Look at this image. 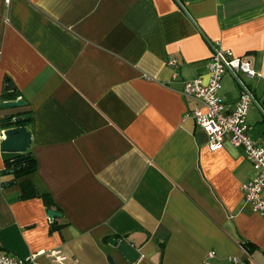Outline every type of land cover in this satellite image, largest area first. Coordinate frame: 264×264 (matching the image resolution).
<instances>
[{
	"label": "crops",
	"instance_id": "0c3cea01",
	"mask_svg": "<svg viewBox=\"0 0 264 264\" xmlns=\"http://www.w3.org/2000/svg\"><path fill=\"white\" fill-rule=\"evenodd\" d=\"M179 2L0 0L1 253L38 254L36 264H57L40 254L55 250L66 264H264V218L242 189L253 166L229 139L210 150L189 116L200 104L181 93L185 81L207 82L217 42L250 60L260 107L247 122L264 146V0ZM7 81L25 107L4 108ZM240 92L227 72L221 95L233 107ZM16 112L31 114L30 179L61 214L53 222L42 198L22 200L21 180L3 174L14 155L1 122ZM112 237L141 258L126 261Z\"/></svg>",
	"mask_w": 264,
	"mask_h": 264
},
{
	"label": "built area",
	"instance_id": "2783aa9c",
	"mask_svg": "<svg viewBox=\"0 0 264 264\" xmlns=\"http://www.w3.org/2000/svg\"><path fill=\"white\" fill-rule=\"evenodd\" d=\"M212 48L207 82L202 79L185 81L181 93L184 97L191 98L200 104L189 113V116L194 119L200 129L206 132L211 151L219 150L227 139L234 146L245 151L255 176L242 186L244 198L246 203L264 218V146L253 141L247 122L250 107L254 104L259 106V104L251 86L239 79L240 74L253 79L257 72L253 69L250 60L236 57L233 52L224 49L220 43L213 44ZM169 64L176 67L177 60L171 59ZM227 72L238 79L241 89L239 100L233 107L220 93L223 77ZM40 254H48L57 264L67 262V257L60 250ZM38 256L37 254L20 258L0 252V264H36ZM231 261L233 264H256L249 257L246 259L234 257Z\"/></svg>",
	"mask_w": 264,
	"mask_h": 264
},
{
	"label": "trees",
	"instance_id": "16d2710c",
	"mask_svg": "<svg viewBox=\"0 0 264 264\" xmlns=\"http://www.w3.org/2000/svg\"><path fill=\"white\" fill-rule=\"evenodd\" d=\"M7 85H8V81H7ZM17 97H18V91L9 93L8 91L5 90L4 98H7L9 100L11 99L10 101H17ZM28 115L31 114H29V112H16V113H11L10 115H6L5 117H3L1 122L2 128L4 130H9L13 128H22V127L28 129L31 123V118H25ZM30 150L31 149H29L25 154H13L14 156L12 158L6 160L5 170L3 171V174L6 176H13L14 181L10 183V185L15 184V182L21 180L20 186L22 190V195H21L22 200L42 198L43 201L45 202V205L47 206V209L53 210L54 202L50 197V195L41 193L37 189L33 181L30 179V176L33 175L38 169L37 160L33 156ZM22 157H27V158H25L22 161H17ZM8 185L9 184L6 183L4 186L6 187ZM245 247L247 250L249 249L248 245H246Z\"/></svg>",
	"mask_w": 264,
	"mask_h": 264
},
{
	"label": "water",
	"instance_id": "95a60500",
	"mask_svg": "<svg viewBox=\"0 0 264 264\" xmlns=\"http://www.w3.org/2000/svg\"><path fill=\"white\" fill-rule=\"evenodd\" d=\"M179 2V0H177ZM181 7L184 9L183 5L179 2ZM9 93L16 92L15 86L8 81V85L5 88ZM26 102L23 100L17 101H7L4 103V107L7 109H19L26 106ZM25 118H31V115L26 116ZM32 147V134L31 132L25 128H13L4 131V139L2 141V148L5 152L12 154H25ZM27 157H22L17 161H22ZM61 214L56 210H49L48 217L51 222L55 220V218L60 217ZM109 243L115 246L121 256L130 263H136L141 258V253L132 246L128 241H117L114 237L109 239ZM111 264H117L113 258L109 259Z\"/></svg>",
	"mask_w": 264,
	"mask_h": 264
},
{
	"label": "rangeland",
	"instance_id": "374dc122",
	"mask_svg": "<svg viewBox=\"0 0 264 264\" xmlns=\"http://www.w3.org/2000/svg\"><path fill=\"white\" fill-rule=\"evenodd\" d=\"M239 79H241L244 83H246V84H248L249 85V79L248 78H246L245 76H243L242 74H240L239 75ZM235 81H236V83L239 85V81H238V79L237 78H235ZM238 87L237 85H233V87ZM235 87V88H236ZM262 121H264V114H262Z\"/></svg>",
	"mask_w": 264,
	"mask_h": 264
}]
</instances>
